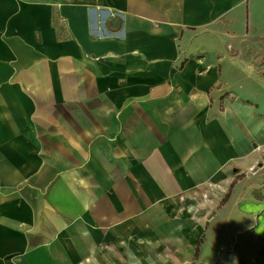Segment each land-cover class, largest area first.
I'll return each mask as SVG.
<instances>
[{"label": "crops", "instance_id": "crops-1", "mask_svg": "<svg viewBox=\"0 0 264 264\" xmlns=\"http://www.w3.org/2000/svg\"><path fill=\"white\" fill-rule=\"evenodd\" d=\"M264 0H0V264H264Z\"/></svg>", "mask_w": 264, "mask_h": 264}, {"label": "rangeland", "instance_id": "rangeland-1", "mask_svg": "<svg viewBox=\"0 0 264 264\" xmlns=\"http://www.w3.org/2000/svg\"><path fill=\"white\" fill-rule=\"evenodd\" d=\"M260 54L262 55V54H264V53H260ZM260 167H262V168L264 167V162H263V163H259V164L257 165V169L260 168Z\"/></svg>", "mask_w": 264, "mask_h": 264}]
</instances>
